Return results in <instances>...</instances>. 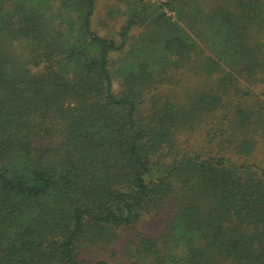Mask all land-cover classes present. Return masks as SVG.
Returning a JSON list of instances; mask_svg holds the SVG:
<instances>
[{"label":"trees","instance_id":"obj_1","mask_svg":"<svg viewBox=\"0 0 264 264\" xmlns=\"http://www.w3.org/2000/svg\"><path fill=\"white\" fill-rule=\"evenodd\" d=\"M96 9L0 0V264H264V0Z\"/></svg>","mask_w":264,"mask_h":264},{"label":"rangeland","instance_id":"obj_2","mask_svg":"<svg viewBox=\"0 0 264 264\" xmlns=\"http://www.w3.org/2000/svg\"><path fill=\"white\" fill-rule=\"evenodd\" d=\"M149 1L150 3L152 4H159V3H162V2H165L166 0H147ZM112 2V0H97V9H96V15L94 16L93 18V24H94V27L101 33H105L106 31V28L104 26L101 25V23L99 22V20L101 18H103L104 16V12H105V8L107 7V5H109L110 3ZM163 10L165 12H167V14H170V15H173L174 12L172 11H169L168 8H165L163 7ZM126 18V14H122V16L120 17H117V21L116 22H112L110 25H114L115 28L117 29L119 26V23H121L124 19ZM115 29V30H116ZM116 33V32H115ZM118 66L119 64L118 63H114L113 66H112V70L114 72V74L118 75V72H117V69H118ZM117 77L115 78V82L117 84Z\"/></svg>","mask_w":264,"mask_h":264}]
</instances>
